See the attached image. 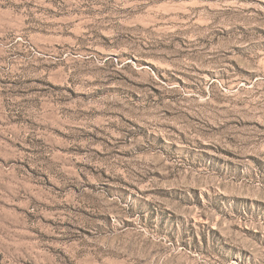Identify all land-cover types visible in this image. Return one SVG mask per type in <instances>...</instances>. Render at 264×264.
<instances>
[{
  "label": "rangeland",
  "instance_id": "obj_1",
  "mask_svg": "<svg viewBox=\"0 0 264 264\" xmlns=\"http://www.w3.org/2000/svg\"><path fill=\"white\" fill-rule=\"evenodd\" d=\"M0 264H264V0H0Z\"/></svg>",
  "mask_w": 264,
  "mask_h": 264
}]
</instances>
